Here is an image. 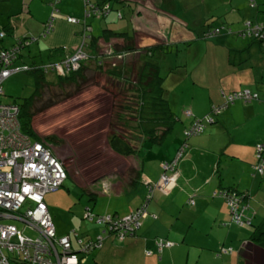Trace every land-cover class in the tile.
I'll list each match as a JSON object with an SVG mask.
<instances>
[{"label":"crops","instance_id":"0c3cea01","mask_svg":"<svg viewBox=\"0 0 264 264\" xmlns=\"http://www.w3.org/2000/svg\"><path fill=\"white\" fill-rule=\"evenodd\" d=\"M7 1L9 4L0 11V31L3 29L2 32H6L5 39L8 41L2 44L0 50L11 48L15 42L26 38L24 36L43 32L44 23L51 14L49 9L43 11L33 5L29 6L28 12L25 8L17 12L15 10L19 9V0ZM46 1L49 3L53 0ZM67 1L72 7L68 15L83 19L84 1ZM116 1L117 3H114ZM176 1L166 0L165 5V0H91L97 4L110 2L112 11L121 12V19L124 20L118 22V15L112 12L103 20L94 19L98 20L95 28L92 25L93 19H89L87 23L93 27L94 36L101 35L105 30L124 34L126 38L111 37L108 40L107 36L105 43L113 44L118 50H126L124 46L129 43L131 48L133 46L144 52L151 51L150 56L141 57L142 61L156 56L161 62H171L164 75L161 74V65L156 64L160 65L164 98L176 117L172 131L162 135L160 143H151L147 136L141 133H137L136 139L134 131L121 136L130 143L137 154L125 157L111 149L125 162V166L120 169L121 175L111 177L114 178V183L109 198L99 202L95 199L94 207H90L92 211L96 214H117L123 217L138 210L147 194V186L142 181L157 183L162 174L163 161L173 160L184 141V130L191 121L183 115L186 110H191L196 118L204 119L213 106L221 107L224 104L222 92L229 95L235 91L250 90L258 95V99L245 102L248 104L246 106H241L238 101L234 102L216 116L215 123H208L200 136L190 139L189 148L178 163L175 186L166 195L156 192L149 204L148 215L136 235L130 236L122 243H118L112 236L105 235L107 239L104 247L90 254L94 258L93 261L89 258L87 264H235V261L238 264H264V249L255 245L250 240L251 236L245 239L247 242L244 244L243 254L235 258L233 248H236V242L246 231V228L242 227L246 226L232 222L228 201L220 195L221 192L229 190H235L245 197L248 194L253 219L259 216L262 208L260 206L264 202V174L255 170L259 161L257 147L264 144V49L252 38L238 35L243 22L253 20L264 23V17L255 14L257 8L250 7L251 0H226L224 4L228 6V11L222 14V24L217 23L214 26L226 29L219 36L205 38L208 30L213 27L209 26L208 22L205 23L206 30L200 25L196 26L198 29H194L191 23L173 16L169 9H164L165 6L176 8ZM248 4L249 9L244 10ZM22 13L30 15L33 20L26 18L24 22L19 19L14 22ZM226 23H230V26L223 25ZM83 30V25L69 24L62 15L54 23V32L32 45L24 52V56H28V59L37 57L44 61L46 58L41 56L43 51L65 46L68 53H59L48 61H55L59 56L64 58L72 54L73 49L80 43ZM20 34L19 38L14 39ZM94 44L95 42L92 45L93 54H97L99 50ZM86 67L90 68L89 74L96 73L100 76L102 86L110 82L125 89L123 79L126 75L123 72L118 73L121 69L106 74L92 62L86 64ZM232 105H236L238 110L230 109ZM239 109L245 110V113L238 117L244 119V124L259 120L258 126L249 134L243 133V136L248 135L249 138L241 136L244 124L237 123ZM131 120L136 125L139 123L136 119ZM232 126L239 135H230L229 139H225ZM164 131L165 128H160L156 135H161ZM134 140L137 145L133 144ZM148 145L156 146L158 154L144 153L141 157L142 149ZM131 158L133 160H130ZM231 159L239 161L241 165L232 164ZM153 161H157L156 167L151 165ZM129 169L132 170L128 174ZM102 177L93 176L89 180L90 185ZM85 183L80 181L83 188H86ZM68 192L71 193L72 190L68 189ZM191 200L194 204H190ZM80 201L85 204V200ZM256 205H259L260 209L256 208ZM48 208L59 236L68 235L72 230H77L85 239L104 235V227L90 224L88 221L83 222L84 219L81 221L78 217L79 211L71 216L68 225H64L65 210L56 204L48 205ZM7 221L13 222L5 223L25 229L14 220ZM25 233L35 236L30 230L25 229ZM160 240L170 241L173 246L159 250L156 241ZM227 246L233 248L226 249ZM220 247L230 252L218 257L217 253H222ZM148 252L151 254L148 255Z\"/></svg>","mask_w":264,"mask_h":264},{"label":"built area","instance_id":"2783aa9c","mask_svg":"<svg viewBox=\"0 0 264 264\" xmlns=\"http://www.w3.org/2000/svg\"><path fill=\"white\" fill-rule=\"evenodd\" d=\"M88 9L87 17L96 16L106 18L110 13L109 3L96 5L86 1ZM121 17V14H119ZM70 24H79V19L68 17ZM54 19L47 22L46 30L42 37H46L53 31ZM252 22L245 23L246 31L241 36L264 41V28L262 25L251 26ZM224 28H217L207 36L214 37L222 33ZM89 29L83 34V43L73 55L61 62L48 63L41 67L46 74H55L65 77L72 72L80 70L83 63L90 59L86 50L88 47ZM5 34L0 33L3 38ZM39 40L30 36L24 42L19 41L16 46L0 51V96H5L4 83L14 74L28 72L29 66H17L22 50L30 47ZM264 44V42H262ZM107 55L113 57L112 49H108ZM122 59L123 56H118ZM102 63H100L101 65ZM34 67L33 69H37ZM32 69V70H33ZM224 104L221 107L213 106L212 112L205 120L194 119L190 110L185 111V116L192 119L189 127L184 132L185 141L171 161L162 163V175L157 184L146 182L148 193L141 207L128 216L96 215L87 209L84 219L90 223L105 228L104 235L97 236L94 240L85 239L75 230L68 235L59 236L53 218L45 204V196L59 190L67 173L63 161L45 141H39L22 132L19 122V107L0 103V264H81L82 258L102 249L105 235H113L119 242L132 236L141 227L142 220L148 215V207L155 193L168 194L178 178V163L188 149V140L201 135L206 124L214 123L215 116L219 115L229 105L237 100L246 103L258 99V95L250 90L235 91L229 95L221 93ZM264 144L257 147L258 164L256 172L264 174ZM227 201L232 212V222L240 226L252 224L251 208L244 201V196L235 192L223 191L220 193ZM190 204H194L191 200ZM14 220L26 229L32 231L35 236L25 233L15 224L5 223ZM170 241H157L159 250L171 248ZM229 253L230 250H222ZM151 252H148L150 255ZM80 255L83 257L80 259Z\"/></svg>","mask_w":264,"mask_h":264},{"label":"rangeland","instance_id":"374dc122","mask_svg":"<svg viewBox=\"0 0 264 264\" xmlns=\"http://www.w3.org/2000/svg\"><path fill=\"white\" fill-rule=\"evenodd\" d=\"M225 1L226 0H177L175 3L176 8L165 6L164 9H169L173 16L191 23L194 29H198L196 26L200 25V27H203L204 30H206L205 23L207 22L209 26H215L217 23L222 24V14H225L228 11V6L224 4ZM236 1L240 2L242 0ZM256 1L258 8L255 10V14H260V16L264 17V0ZM49 3L46 0H23V2L19 0V3H17L19 9L15 11L21 12L23 8H25L26 12H28L30 5L37 6L43 11H46L47 9L51 11ZM114 3H117V1ZM8 4L7 0H4L3 2L0 1V11L1 8ZM166 4L165 0V5ZM119 7L122 6L119 5ZM71 8L70 2H66L65 0L61 6L62 14L68 15V13L71 12ZM247 9H249V4L244 10ZM112 12L118 15L117 12ZM20 16L21 17H17L14 22H17L18 19L21 22H24L26 21V18L33 20L30 15L22 13ZM262 20L264 21V19ZM118 22H124V20L118 17ZM262 24L264 25L263 22ZM92 25L97 28L98 20L93 19ZM223 25L230 26V23ZM2 30L0 33H2ZM177 30L178 32L180 31L179 28ZM40 33L41 32H37L33 35L36 36ZM20 36L21 34L15 36L14 39L19 38ZM7 41L8 39H4L3 41L0 40V47H2V44H5ZM44 61L47 63L48 59H45ZM149 61L161 65L159 66L161 67L162 75L165 74L171 63L170 61L161 62L156 56L150 58ZM132 65L134 68H138L140 67V62H138L137 59H134L129 62L130 68ZM88 78V85L85 89L83 85V89L79 92V95H76L78 94L76 86H67L66 84L58 86L57 78L53 75H49V79L53 84L46 86L43 95L36 99L35 102V111L37 112V115L35 116L34 121L36 130L42 137L46 138L54 136L59 139L58 144L53 142L51 143V146L55 153L62 159L69 174L68 179L60 190L48 194L45 197L46 204L51 206L56 204L65 210L63 220L64 225H68L71 216H74L78 211V217L82 221L86 214L85 206H89L88 208L94 207L95 199L99 202L104 198H109L110 191H112L111 186L112 183H114V178L111 177L121 175L122 171L120 169L124 168L125 162H123L122 159H119L118 155L111 151L107 136L111 133H116L118 136H124L130 131H133L135 124L131 120V115L136 113L140 104L137 101V96L134 92L136 91L135 83L138 82L137 69L133 70V74L130 76V79H128V83L124 90L121 89L120 85H117V83L112 84L106 82L105 85L102 86L100 76L96 73L88 74ZM34 91L35 79L31 75L27 73L15 75L4 83L5 96H0V103L6 105L20 104L24 98L30 97ZM237 101L238 104L241 103V106L248 105L242 100ZM231 108L238 110L236 105H232L230 109ZM244 113L245 110L239 109L237 118ZM121 114L127 117L125 118L127 122L126 125H124L125 120H119L118 116ZM237 123L243 125L245 122L243 118H238ZM258 123L259 120L244 124V126H242L243 131L241 136H243V133L249 134L253 128L258 126ZM226 134L227 136H225V139H229L230 135L237 136L239 135V132H237L232 126ZM262 135L264 136V132ZM243 137L249 138L248 135H244ZM133 144L137 145V142L134 140ZM156 149V146L148 145V147L142 149L141 152L143 153H141L140 156L142 157L144 153L148 155H157L158 152ZM130 160L133 159L131 158ZM231 163L240 164L239 161L234 159H231ZM151 165L156 167L157 161H153ZM233 168L237 167L233 166ZM130 170L132 169L128 170V174L131 173ZM100 175L106 177H102L93 185H90V178L93 176L98 177ZM80 181L86 182V188H83L80 185ZM68 189H71L72 192L69 193ZM81 199L85 200V204L81 203ZM260 207L262 208L259 212V216L257 219L255 218L256 220L253 219V227H242L246 228V231L236 242V248L231 246L225 247L226 249L233 248L235 250V258H239L243 254L244 244L247 242L245 239H247V237L249 239L252 234L250 231H253L255 228L254 226H258L264 221V202ZM256 208L260 209L259 205H256ZM221 248L222 247H220L219 250H222ZM90 256L84 257L82 264H87L89 258H91L90 261H93L94 256ZM89 264L97 263L91 262ZM235 264H238L237 261H235Z\"/></svg>","mask_w":264,"mask_h":264},{"label":"trees","instance_id":"16d2710c","mask_svg":"<svg viewBox=\"0 0 264 264\" xmlns=\"http://www.w3.org/2000/svg\"><path fill=\"white\" fill-rule=\"evenodd\" d=\"M83 1H84V7H85L84 17L83 19H79L80 21L79 24H74V25H82L81 23L84 21V23H86L84 24V28L88 27L90 29V31L88 32V34L90 35L89 36L90 39L87 42L88 44V48L86 49L87 51L93 53L94 52L92 49L93 42H95L94 45H96V47L99 48L101 47V44L103 45L106 42L107 36H108V40L111 37L126 38L124 34L115 33L113 31H107V30L102 31V34L97 37L94 36L93 35L94 29L92 26L87 25L88 24L87 21L89 19L102 20V18H97L96 16H92V15L87 17L86 10L88 9V7L86 5V1L91 2V0H83ZM64 2L65 0H53L52 2L49 3V5L51 6V14L47 22L51 21V19H54V23H55L58 17H62L63 14L60 8ZM105 3H110V2H105ZM250 7L258 8L256 0H251ZM63 17L68 22V17H74V16L63 15ZM248 21L252 22L251 24L252 27H255L257 25H262L264 28V25L260 22H255L253 20H247L243 22L242 30L238 33L239 36H241V33L243 30L246 31L245 23ZM47 22L44 23L43 32H41L39 35L40 39H46L48 36H50L54 32V27H53V31H51L50 34H47V36L44 38L42 37V34L46 30ZM212 28L217 29V27H214V26ZM4 34L5 36L7 35L6 32H4ZM5 36L1 39L2 40L5 39ZM27 38H23L21 39V41L24 42ZM40 39L34 44L38 43ZM83 40L84 38L83 36H81V41L73 49L72 54L75 53L76 49L80 47V45H82ZM253 40L259 42L261 46H263V49H264V44L262 43L264 41H260L258 39H253ZM16 45L17 43L15 42L13 47ZM124 47H125L124 49H126L127 52H130V53H135L136 51L140 50V49H135L133 46L131 48V45L129 43L125 44ZM29 49L30 47H26L22 50V55L20 57V63L22 62L23 64H27L29 66V70L27 74L31 75L35 79V91L30 97L24 98L20 104H16L19 106V110H20L19 122L21 125V129L23 133L32 136L36 140L45 141L49 145H51V143L53 142H55V144H58L59 139H57L56 137L54 136H50L46 138L42 137L41 135L38 134V131L36 130L35 121H34L35 116L37 115V112L35 111L36 99L40 98L43 95V92L45 91L46 86L52 85L53 83L49 79V74H46L44 69L41 70V67L48 64L50 61L45 63V61L40 60L41 58L38 59L37 57H31L30 59H28V56H26L25 58L24 52L26 50L28 51ZM140 51H142L143 54L145 53L144 55L150 56V52L148 50H146L147 52H144V50H140ZM62 52L68 53V48L65 46L52 48L50 51H43V54H41V56L46 59H53L54 57L57 56V54L59 55V53H62ZM72 54H68L64 58H60L59 56V58L56 59L55 62H59L62 59L68 58L70 57L69 55H72ZM144 58L147 59V57H144ZM132 59L133 60L137 59L138 62H140V67L134 68L133 65L131 66V68L129 67V65L127 67V64H129L130 62L128 61V62H124L117 69H121V71L118 72L119 74L123 72L127 77L132 76L134 69H137L138 71V80H137L138 82L135 81L136 91L134 92H135V95L137 96L136 99L140 104H139V107L136 113L134 115H131V118L136 119L139 122L137 123V125L135 124V128L133 130L136 135L135 138L137 139V136H138L137 133H141L142 135L147 136L148 140L151 143H154V144L160 143L163 138L162 135H165L169 131H172L173 126L176 123L175 114L172 112V109L168 107V101L164 98V90L162 87L163 79L160 76V67L158 64L151 63L149 60L142 61L141 58L139 59L138 53H135ZM36 66L38 68L33 69ZM124 68H130V69L125 70ZM89 71H90L89 67H84L80 69L79 71H77L76 73L70 74L66 78H57V83H58L57 85L62 86L66 84L67 86H70V85L76 86L78 89L77 90L78 94L76 95H79V92L83 89V85H84V89L88 85ZM118 117H119V120H122V121L125 120L124 123H126L125 118L127 117L125 115L121 114ZM160 128H165V131L161 135H156V131ZM107 139H108V143L110 147L117 154L125 156V157L136 156L137 151L130 145V143L125 138H121V136L116 135V133H111L107 136ZM262 159H264V152L262 153ZM249 199H250L249 195L246 194V197H244V201L248 205H249L248 203ZM113 215H116V214H113ZM254 227L255 228H254L253 233L251 234L250 240L258 247L264 249V221L261 225L254 226ZM90 240H94V239L90 238ZM156 245H157V241H156ZM221 254L223 253H217V256L220 257ZM82 257L83 255H80V259Z\"/></svg>","mask_w":264,"mask_h":264},{"label":"clouds","instance_id":"9594fccd","mask_svg":"<svg viewBox=\"0 0 264 264\" xmlns=\"http://www.w3.org/2000/svg\"><path fill=\"white\" fill-rule=\"evenodd\" d=\"M94 4H97V3H94ZM103 4H105V2L104 3H102V4H97V5H103ZM110 4V6H111V10H110V13L112 12V5H111V3H109ZM110 13L108 14V16L110 15ZM119 14H121V12H118ZM119 14H118V17H120L119 16ZM107 16V17H108ZM106 17V18H107ZM120 18H122V14H121V17ZM79 19V18H78ZM103 19H105V18H102V20ZM83 26H84V24H86V23H84V21L81 23ZM88 25V24H87ZM88 27H86V28H84V30H83V32H82V34H81V36H83V34L86 32V29H87ZM217 28H220V27H217ZM89 29V28H88ZM214 29L213 28H211V29H209L208 31V33L205 35V38H213V37H208L207 35L210 33V32H212ZM224 30H225V28H224ZM223 30V31H224ZM89 31H90V29H89ZM88 31V32H89ZM223 31H222V33H223ZM87 32V33H88ZM4 33V32H3ZM221 33V34H222ZM221 34H219V35H221ZM219 35H217V36H219ZM30 36H33V35H30ZM30 36H24V37H30ZM88 36H90L89 34H88ZM35 37H40L39 35H37V36H35ZM214 37H216V36H214ZM0 39H1V37H0ZM21 39H23V38H21ZM21 39L20 40H18V41H21ZM40 39V38H39ZM32 46V45H31ZM30 46V47H31ZM103 46V47H102ZM13 47V46H12ZM88 48V47H87ZM4 49H9V48H4ZM108 49H112V51H113V57H109L108 55H107V51H108ZM98 53L97 54H93L92 52H89L88 51V53H89V55H90V59L88 60V61H86V62H84L83 63V65H82V67L80 68V69H82V68H84V67H86V64H88L89 62H92L94 65H95V67L96 68H98L99 70H101V71H103L104 73H106V74H108L110 71H114V70H117V68L120 66V65H122L124 62H128V61H130L132 58H133V56L135 55V53H138L139 54V59L145 54H143L142 53V51H136L135 53H130V52H127V50L125 51V50H118L113 44H109V43H104L103 45L101 44V47H99L98 48ZM150 52V55H151V51H149ZM74 54V53H73ZM72 54V55H73ZM21 55H22V53L20 54V56H19V58H18V60L15 62V65H17V66H28L27 64H23L22 62L21 63H19V64H17L18 62H20V57H21ZM69 56H71V55H69ZM118 56H123V58L122 59H119L118 58ZM64 59H62L61 61H63ZM61 61H59V62H61ZM56 63L55 61H50L49 63ZM100 63H102L101 65H100ZM79 71V70H78ZM77 72V71H76ZM76 72H72V73H76ZM21 73H27V72H21ZM21 73H17V74H14L13 76H15V75H18V74H21ZM72 73H70V74H72ZM70 74H68L67 76H69ZM49 75H53V76H55V77H57V78H66L67 76H65V77H61V76H57V75H55V74H49ZM13 76H11V77H13ZM10 77V78H11ZM9 78V79H10ZM128 79H130V77H127V76H125L124 77V79H123V81H124V85H126L127 83H128ZM236 102V101H235ZM233 104V103H232ZM12 105H16V104H12ZM16 106H18V105H16ZM230 106V105H229ZM228 106V107H229ZM19 107V106H18ZM191 111V110H190ZM192 112V111H191ZM211 112L212 111H210V113L208 114V115H210L211 114ZM193 113V112H192ZM20 114V113H19ZM183 115L185 116V112L183 113ZM194 115V114H193ZM207 115V116H208ZM206 116V117H207ZM218 116V115H217ZM186 117V116H185ZM205 117V118H206ZM187 118V117H186ZM205 118L204 119H199V120H205ZM215 118H216V116H215ZM188 119H190V118H188ZM194 119H198V118H196L195 116H194ZM191 121H190V123L192 122V119H190ZM214 123H215V120H214ZM190 125V124H189ZM189 125L186 127V129L189 127ZM208 124H206V126H207ZM185 129V130H186ZM185 130H184V132H185ZM205 131V130H204ZM200 136V135H199ZM197 137V136H196ZM194 138V137H193ZM190 139H192V138H190ZM189 139V140H190ZM189 140L187 141L188 142V144H189ZM184 141H185V137H184ZM184 141H183V143H184ZM182 143V144H183ZM181 144V145H182ZM181 145H180V147H181ZM179 147V148H180ZM111 148V147H110ZM189 148V147H188ZM112 149V148H111ZM179 150V149H178ZM177 150V151H178ZM186 152V151H185ZM177 153V152H176ZM184 156V155H183ZM59 157V156H58ZM60 158V157H59ZM61 159V158H60ZM174 159V158H173ZM62 160V159H61ZM164 162H167V161H164ZM65 166V165H64ZM65 169H66V173H67V179H68V177H69V174H68V171H67V167L65 166ZM179 171V170H178ZM162 175V174H161ZM161 177V176H160ZM66 179V180H67ZM66 180H65V182H66ZM159 180H160V178H159ZM159 180L157 181V183L159 182ZM142 181V180H141ZM65 182H64V184H65ZM142 183L143 184H145L146 186H147V193H148V186L149 185H147L146 184V182H145V180H144V182L142 181ZM157 183H150V184H152V185H155V184H157ZM63 184V185H64ZM63 187V186H62ZM61 187V188H62ZM60 188V189H61ZM59 189V190H60ZM58 191V190H57ZM229 192H235V193H237V194H240V193H238V192H236L235 190H229ZM160 193V192H159ZM51 194V193H50ZM48 195V194H47ZM147 195V194H146ZM155 195H156V193H155ZM240 195H242V194H240ZM242 196H244V195H242ZM46 197V196H45ZM146 197V196H145ZM155 197V196H154ZM245 197V196H244ZM145 199V198H144ZM154 199V198H153ZM44 200H45V198H44ZM153 201V200H152ZM151 201V202H152ZM143 202H144V200H143ZM143 202H142V204H143ZM45 204H46V201H45ZM141 204V205H142ZM47 205V204H46ZM141 207V206H140ZM139 207V208H140ZM47 208H48V205H47ZM138 208V209H139ZM87 209H90V208H88L87 207ZM87 209H86V211H87ZM48 210H49V208H48ZM91 211H92V209H90ZM50 212V211H49ZM93 212V211H92ZM94 213V212H93ZM51 214V213H50ZM95 214V213H94ZM96 215H104V214H96ZM111 215H113V214H111ZM117 215V214H116ZM52 216V215H51ZM120 216V215H119ZM53 218V217H52ZM251 218H252V214H251ZM85 220V219H84ZM144 220V219H143ZM142 220V221H143ZM252 220H253V218H252ZM54 221V220H53ZM86 221V220H85ZM252 224H253V222H252ZM250 225L249 227H252L253 225ZM140 229V228H139ZM138 229V230H139ZM137 230V231H138ZM137 231H136V233H137ZM136 233L134 234V235H132V236H135L136 235ZM107 236H112V237H114L113 235H107ZM130 237V236H129ZM129 237H127V238H129ZM115 238V237H114ZM126 238V239H127ZM107 239V237L105 238V240ZM116 239V238H115ZM125 239V240H126ZM105 240H104V243H105ZM117 240V239H116ZM117 242L118 243H120L118 240H117ZM124 242V241H123ZM122 243V242H121ZM103 247H104V245H103ZM102 247V248H103ZM95 252V251H94ZM92 254V253H91Z\"/></svg>","mask_w":264,"mask_h":264}]
</instances>
